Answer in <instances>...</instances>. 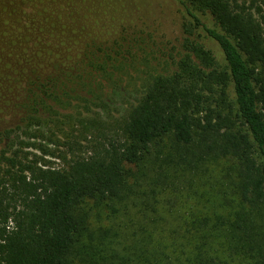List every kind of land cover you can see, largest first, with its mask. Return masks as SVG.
<instances>
[{
    "label": "trees",
    "instance_id": "obj_1",
    "mask_svg": "<svg viewBox=\"0 0 264 264\" xmlns=\"http://www.w3.org/2000/svg\"><path fill=\"white\" fill-rule=\"evenodd\" d=\"M263 4L0 0V264H264Z\"/></svg>",
    "mask_w": 264,
    "mask_h": 264
},
{
    "label": "rangeland",
    "instance_id": "obj_2",
    "mask_svg": "<svg viewBox=\"0 0 264 264\" xmlns=\"http://www.w3.org/2000/svg\"><path fill=\"white\" fill-rule=\"evenodd\" d=\"M262 9L264 10V4L262 5ZM178 18L179 15L178 13H175L173 11H169L166 13V15L164 17L161 18L162 20V25L165 29H167L168 33H169V37L170 38H174L176 36V32H177V28H178ZM163 29V30H165ZM166 31V32H167ZM168 35V34H167ZM213 50L215 51L216 55L218 56V58L222 59V55L220 54L219 49L215 46V44H211ZM231 93V91H230ZM93 136L92 130L89 129L88 131H86L84 134H82L79 137H76L78 144H74V152L75 154H80L82 156H87L90 153H92V151H94V147H93V143H90V138ZM48 159H51L53 164L52 165H60L61 164V160L57 159V158H50L47 157ZM142 188H145L144 190L147 189V186H142ZM145 197V196H143ZM158 201L154 204V208L155 211L153 212L150 208H145L144 205L142 203L139 202V198H138V203L137 206L142 209L144 212H146V215L144 216L145 218H147V216L154 214L155 216L158 215V218L161 220L162 218L159 216H162L163 218L165 217H174V192L171 193H167V194H163L160 193L157 196ZM126 206L129 207H133V205L131 203L126 202ZM167 208H170L173 210L172 213H170L168 215V212L166 211ZM128 213V212H127ZM134 213V210H132L131 214ZM133 215V214H132ZM107 217V213L103 210L100 211V217H97L96 214L92 215V219L94 221V224L91 225V228L94 229H90V231H94L96 233V228L97 225H99L100 223L104 224L107 223L106 220ZM131 217L128 218H124V216L120 213L119 210H117V212L110 214V227L111 230L108 231L107 236L105 237V239L107 237H109V239H112L111 242V247H118L121 248L122 246H126L127 249H131L133 250L134 248L138 247L137 245H140L139 240H142L140 234L138 231H134V227L132 226V219H129ZM159 220V223H160ZM144 222H146L147 224H150L149 220H144ZM109 226V225H107ZM117 230V231H115ZM117 233V235H114V233ZM147 231H142L143 237L145 235ZM94 233V235H95ZM157 235V234H156ZM156 237V236H155ZM155 237L152 239L153 241H155ZM163 244L166 245L168 247V241L167 238L163 239ZM151 245H153L152 243H150ZM148 248L149 246L146 245ZM160 257H163L162 255H159Z\"/></svg>",
    "mask_w": 264,
    "mask_h": 264
}]
</instances>
